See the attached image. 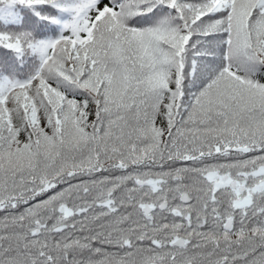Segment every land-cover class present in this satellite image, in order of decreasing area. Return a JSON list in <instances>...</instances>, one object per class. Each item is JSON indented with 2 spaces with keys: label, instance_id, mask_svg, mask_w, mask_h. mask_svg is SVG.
Returning a JSON list of instances; mask_svg holds the SVG:
<instances>
[{
  "label": "snow or ice",
  "instance_id": "6c2138e0",
  "mask_svg": "<svg viewBox=\"0 0 264 264\" xmlns=\"http://www.w3.org/2000/svg\"><path fill=\"white\" fill-rule=\"evenodd\" d=\"M0 264H264V0H0Z\"/></svg>",
  "mask_w": 264,
  "mask_h": 264
}]
</instances>
